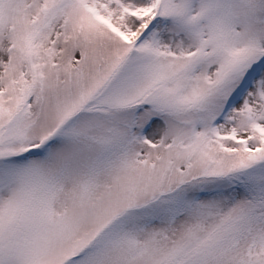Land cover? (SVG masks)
<instances>
[{
  "label": "snow or ice",
  "instance_id": "1",
  "mask_svg": "<svg viewBox=\"0 0 264 264\" xmlns=\"http://www.w3.org/2000/svg\"><path fill=\"white\" fill-rule=\"evenodd\" d=\"M0 264H264V0H0Z\"/></svg>",
  "mask_w": 264,
  "mask_h": 264
}]
</instances>
